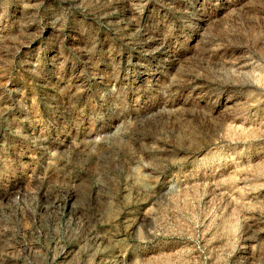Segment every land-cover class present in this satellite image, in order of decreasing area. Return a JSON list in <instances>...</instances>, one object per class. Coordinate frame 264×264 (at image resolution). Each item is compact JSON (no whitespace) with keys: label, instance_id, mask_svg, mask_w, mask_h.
<instances>
[{"label":"rangeland","instance_id":"374dc122","mask_svg":"<svg viewBox=\"0 0 264 264\" xmlns=\"http://www.w3.org/2000/svg\"><path fill=\"white\" fill-rule=\"evenodd\" d=\"M0 264H264V0H0Z\"/></svg>","mask_w":264,"mask_h":264}]
</instances>
